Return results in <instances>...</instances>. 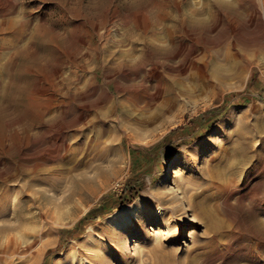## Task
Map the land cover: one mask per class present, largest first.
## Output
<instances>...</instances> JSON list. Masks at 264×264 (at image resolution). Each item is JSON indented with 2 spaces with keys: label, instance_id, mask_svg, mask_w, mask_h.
<instances>
[{
  "label": "rangeland",
  "instance_id": "obj_1",
  "mask_svg": "<svg viewBox=\"0 0 264 264\" xmlns=\"http://www.w3.org/2000/svg\"><path fill=\"white\" fill-rule=\"evenodd\" d=\"M257 8L263 13L260 0H0V169L31 147L39 152L20 138L28 131L49 149L50 137L67 132L77 150L51 162L63 168L49 171L35 199L0 221L4 264H89L84 255L63 254L71 242L109 257L102 264H264V31ZM153 31L159 39L151 45ZM129 48L144 54L139 63L163 60L175 69L177 106L162 121L150 127L125 119L124 131L102 90L91 97L87 86L53 107L56 70L76 69L85 80L97 62L98 80L110 76L105 87L115 91L117 79L125 82L109 53ZM214 108L221 110L201 117ZM225 147L244 150L240 161L232 154L224 160ZM126 186L138 191L139 218L163 221L147 220L130 241L112 234L117 225L105 218L128 205L115 206L129 197ZM100 205L102 213L82 220ZM168 226L185 233L172 237ZM88 227L95 232L85 237Z\"/></svg>",
  "mask_w": 264,
  "mask_h": 264
},
{
  "label": "bare ground",
  "instance_id": "obj_2",
  "mask_svg": "<svg viewBox=\"0 0 264 264\" xmlns=\"http://www.w3.org/2000/svg\"><path fill=\"white\" fill-rule=\"evenodd\" d=\"M260 1H261V5L264 8V0H260ZM224 2H226L225 4H227L229 6L232 5L231 2H227V1H224ZM234 3H236V2H234ZM250 5H251V3H250ZM240 6H241V4H240ZM262 12L263 13H261V11L257 8L255 13H256L257 19L259 21V25L261 27L260 30L264 31V21H263L264 9ZM191 14L194 17L196 16V13L194 11H192ZM158 27H160V26H158ZM161 28L164 29L163 31L165 32V34L168 37H171L173 35V29H172L170 23H168V24L164 23L161 26ZM158 31L157 32L153 31L150 34V41L148 44H151L152 42H153L152 44H154V41L159 39L157 37ZM168 37H166V38H168ZM190 41H191V39H190ZM86 47H89V45H86ZM132 47L134 48V46H132ZM166 48H167V46L165 47V50H166ZM189 48H192V47H189ZM168 49H170V48H168ZM187 49H188V47H187ZM81 50H82V47H79V50L77 51L76 54L79 55L78 60H79V63L81 64L80 68L84 69L85 63H83V61L86 58V52H83ZM93 50H94L93 53H94L95 59H97L98 51L94 47H93ZM162 50H164V48ZM162 50H161V52H162ZM90 51L88 53H91ZM134 51L135 50H133L132 48H129V49H123L120 51H116V52L114 51V52L109 53V55L112 57L111 58L112 59V66H114V69H119V73H117V74H120V76L123 78V80L125 82V85H122L121 80L117 79L116 85L114 84L115 85V91H111L109 88L105 87V84L107 82L111 81V79H112L110 76L106 75L105 77H103V81L98 80L99 78H97V75L95 73L96 70L99 68V65L97 64V62L94 63L90 68H87L89 76L85 80L79 79V74L77 73L78 70L76 71V69H74L73 72L72 71L69 72V70L65 71L63 66L60 67L58 70H56V73L52 76V80L50 82L51 89H50V95L48 97H50V99H52V100H55V102L52 103L53 107L54 108L57 107L58 109H60L61 106L66 104V102H67L66 98L68 96L71 97V96H73V94H75L78 91L83 93L82 91L86 88V86H87L88 91L86 90L85 92H88L87 95L88 96L90 95L91 97H93L94 93L99 88L102 90V95L105 98L104 104L107 106V108L111 112H113L112 114H115L114 120L119 122L118 126L120 127V129H122V130L127 129L126 124L123 122V120H125V119L132 121V123H134V124L154 127L157 123H159L160 121H162L164 119V117L166 116L167 113L171 112L177 106V96L174 94H175V90H177V91H179V90H178V82H177V79L175 78L176 77L175 69L170 67L169 65H167L166 62H164L163 60H157L154 62L149 61L148 62L149 64H147V62H145L146 61V59H145V61H142V63H139V61L143 59L142 57L144 54L143 53L137 54ZM140 51H142V50H140ZM168 53H170V51H168ZM92 56H93V54H92ZM145 56H147V55H145ZM163 56L164 55H162L161 57H163ZM152 60H153V58H152ZM181 68H183V67H181ZM103 69H105V68H103ZM88 73H87V75H88ZM80 74H81V72H80ZM153 86L154 87L157 86V88L155 90H153ZM138 97H140V98H138ZM97 99L98 98H96V101L94 102L95 106H99L102 104L101 98H99L98 100ZM67 104H68V102H67ZM68 106H70V105H68ZM68 106H66V107H68ZM58 109H55V110H58ZM66 111H67V109H65L64 112H66ZM82 111H81L82 116L85 115V113H87V112H84V114H83ZM53 117H52V119H53ZM70 117H72V116H70ZM131 127H133V126L131 125ZM130 132H133V131H130ZM127 133H129V132H127ZM133 133H132V135H133ZM69 135L67 134V132H59V133L55 134L54 136L50 137L49 142L52 144V148L49 149L47 146L45 147L46 144L44 145V143H47L46 139L44 140L43 137L38 136L37 133L28 131V132H24L21 134L20 138L22 140H24V144H26L28 147H29V143H31L32 145H37V146H39L40 150H39V152H36L37 150L34 152L33 148L29 147L31 149V152L22 154L21 157L13 165L9 166V168H7L6 170L0 169V221H3V222L6 221L7 219L10 218L8 216L11 215V213L16 214V212L23 205H25L26 203H30L35 199L36 192L37 193L41 192V190L36 189V188L34 190V187L37 184H48V183H50L51 178L49 179L48 174H47L49 171H59L60 169L63 168L62 164L61 165L50 164L51 162L58 159L63 154L66 155L65 157H67L68 155L73 156L76 154L77 150L75 148H73V146L70 145ZM127 137H128V135H127ZM236 152L237 151L234 149H229L228 147H225L224 151L222 152L221 157H223V159L225 160V159L230 158V156L232 154L234 157V159L232 161L239 162L240 159L242 158L243 154H244V150L238 149V153H236ZM8 161H9V158H8ZM10 163H11V161H10ZM178 170L179 169L176 168L173 172L176 173L177 175H179L178 173L181 171L177 172ZM168 179H169L168 174H165L162 178V183L167 182ZM173 179L176 180L175 177ZM37 197H38V195H37ZM181 197H183V196H181ZM190 203H192V202H190ZM190 203H188L189 206H190ZM140 204H141L140 198H137L131 204L124 205L120 209L115 210L114 212L110 213L109 215H107L105 217L106 220L111 219L117 225L116 230H113L112 234H117V236L121 235L123 237L126 236L127 241H130L132 239L133 234L136 231H143L144 230L147 220L150 221L149 224H155L158 222L157 220H160L161 222H163L162 219H158V218L157 219L156 218L155 219L154 218L149 219L146 217L145 218H139L138 213L141 211V205ZM8 209L10 210L11 213L9 212ZM155 211L157 212V214H160V215H163L164 212L166 213V211H164L163 209H160V208H157V210H155ZM131 213L134 214L135 216H137V218L132 219L130 217ZM163 216H165V215H163ZM163 220H164V218H163ZM194 220H195V216H194V214H192L189 218V221L191 223H193ZM167 223H170V222L167 221ZM1 229H2V227L0 228V231H1ZM111 229H112V227H111ZM150 229H153V228L150 227ZM171 229H172L171 226H168L167 230L169 231V235L172 237H175L178 234L185 233L181 227L179 229H177L176 232H172L173 230H171ZM94 232H95V230L93 228H89L84 236L86 237L87 235L94 233ZM184 245H186V244H184ZM82 249H83L82 244L71 242L70 245L68 246V248H66V250L63 252V254L64 255L80 254L81 256L84 255L87 257L84 259H86V262H88L89 264H95L98 262L102 264L103 262H105L106 260L109 259V257H105V258L100 257L99 258V256L87 255V254H85V252ZM92 250L96 251V249L93 246H92ZM0 264H4L3 259H0Z\"/></svg>",
  "mask_w": 264,
  "mask_h": 264
},
{
  "label": "trees",
  "instance_id": "obj_3",
  "mask_svg": "<svg viewBox=\"0 0 264 264\" xmlns=\"http://www.w3.org/2000/svg\"><path fill=\"white\" fill-rule=\"evenodd\" d=\"M220 110H221L220 108H214V109L204 113L201 117L204 118L207 115H209V116L210 115H214V114L218 113ZM214 121L215 120H212V122H214ZM126 190H130L131 191L129 197H125V195H122L120 197V200L118 201V203H116V205H115L116 208L120 207V205L131 203L136 198V196L138 195V191L135 188H133V187L126 186L125 189H124V193H125ZM101 210H103V205H100L99 207H96V208H93V209L89 210L85 214V216L83 217L82 220H86V219L90 218L91 215H95L97 213L98 214L102 213Z\"/></svg>",
  "mask_w": 264,
  "mask_h": 264
}]
</instances>
